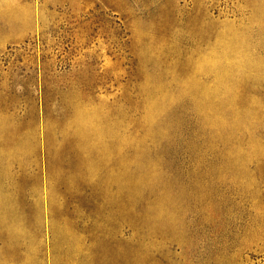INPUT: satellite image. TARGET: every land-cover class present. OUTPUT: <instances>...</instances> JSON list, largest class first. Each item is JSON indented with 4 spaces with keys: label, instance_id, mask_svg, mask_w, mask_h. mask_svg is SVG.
I'll use <instances>...</instances> for the list:
<instances>
[{
    "label": "rangeland",
    "instance_id": "1",
    "mask_svg": "<svg viewBox=\"0 0 264 264\" xmlns=\"http://www.w3.org/2000/svg\"><path fill=\"white\" fill-rule=\"evenodd\" d=\"M0 264H264V0H0Z\"/></svg>",
    "mask_w": 264,
    "mask_h": 264
}]
</instances>
